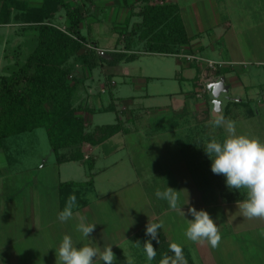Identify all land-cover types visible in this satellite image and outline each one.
<instances>
[{"label":"rangeland","instance_id":"374dc122","mask_svg":"<svg viewBox=\"0 0 264 264\" xmlns=\"http://www.w3.org/2000/svg\"><path fill=\"white\" fill-rule=\"evenodd\" d=\"M23 1L27 6L31 5L35 8L44 2V0ZM69 1L71 6L79 5L74 4V0ZM116 1L118 2L116 5L106 7L105 11L101 10L98 22L92 24L88 32L84 28L80 29L81 34L90 40L95 38L97 44L103 46L109 44V40H111V43L117 41L116 49L125 45L128 39H131V35H134L132 39L138 37L141 31L140 28L134 27L135 31L133 32L132 26L129 30V27H125L126 23L121 21L115 23L116 31L111 34L113 29L111 26L114 24L113 16L119 12L120 5H124V0ZM177 2L179 7L186 9L190 30L192 27L191 31L194 32L198 27H206L203 29V36H200V32L195 34L197 41L200 42V44H193L194 50L200 48V51H195V54L216 61H224L225 65L219 67L221 73L218 76H225L226 78L229 76L238 77L236 85L231 83L229 90L221 93L218 97L221 101V111L215 112L212 104L213 97L207 86L206 88L200 87L197 90L195 99H186V104L190 101L191 106H187L185 111L187 112L189 111L188 109L196 106L198 110L208 115L210 114L214 118L226 112L225 118L235 122V133L237 135L243 134L255 137L261 143H264V0H177ZM140 7V4H138L137 9L140 10ZM102 9L104 8L102 7ZM11 10L8 22L0 23V76L7 72L15 57L22 62L32 44V37L19 31L23 22L14 19V14L17 11H13V8ZM179 14L182 16L183 13L180 12ZM3 18V14L0 13V22L4 20ZM92 19L96 18L92 17ZM54 20L53 17L51 21L53 22ZM222 32L223 34L219 35ZM200 37H203L204 40H201ZM175 47L180 53L182 50L185 53L192 52L189 47L187 49L185 44H177ZM97 50L104 53V50L99 48ZM142 50H144V47ZM137 52L138 55L133 61L121 62L118 66L119 69L130 72L127 79H123V76L115 75L113 78L114 84L108 86L105 83L107 92L100 94V98L97 100L100 104L110 101V93L130 96L136 91V89L131 88V81H134L133 78L145 79L149 74L160 73L162 69L164 70L161 74H165L166 77L159 80L148 78L149 92L158 90L161 85L166 89H170L171 92L193 88L195 77H190L191 74L194 75L195 72V75L200 77L203 63L200 65L191 63L173 55ZM173 67L175 69L182 67V75L179 76L181 79H178L174 72L170 73L171 71L165 70ZM84 72V75H87L90 79L93 78L91 86L92 88H98L99 92L101 81L98 80L102 76L100 68L86 69ZM72 73L75 77H78V71L74 69ZM69 80H72L71 77H69ZM215 81H221V78L217 77ZM233 97L237 98V100L230 99ZM76 100L77 96L74 94L73 102L75 103ZM126 101L128 102V100ZM137 102L141 105L139 107H148L150 108L149 110L153 111L151 115L142 116L141 123H138L137 118H132L129 123L131 128L141 127L144 121L148 122V127L157 126L160 117L157 116L158 108L156 107L159 104H165L163 109L167 110V116L164 117L163 121L165 126L172 127L175 124H185L182 121L185 118L184 116H182L181 121H178L177 117L170 114L172 101L169 98L162 97L160 93L152 95L150 99H141ZM248 110H251L254 115L248 117L246 114ZM192 111L195 120L199 124L198 119L200 117L194 112L197 110L194 109ZM114 116L115 112L111 111L96 112L91 122L109 123L115 121ZM138 125L140 126L138 127ZM146 125L144 124L143 126ZM148 127L144 128L147 129ZM10 128L15 129L13 124L8 127V130ZM216 128L214 127V129ZM215 131L218 135V140H221L222 136L228 135L223 127H219ZM220 135L222 136L220 137ZM134 138L133 136L132 145L128 147L126 155L130 161L140 165L136 158L141 155L140 147H138L139 138L135 139V141ZM130 140H132V136L129 138V142ZM137 142L138 144L136 145ZM121 153L125 154V152ZM127 156L124 157L126 158L124 160L125 164L121 167V175L116 183L121 182L130 173L127 166L129 165ZM117 169H119V166ZM85 171L86 164L82 162H66L62 165L56 163L55 152L43 126L11 134L4 139L0 146V259L4 261V264H11L6 258L7 250L6 253L2 250L4 244L11 241L13 242L11 249L13 247V252L16 254L15 264H49L50 262L56 264L57 259L48 260L45 253L47 251L56 252L55 249L58 248L64 235H69L77 247L89 244V240L78 231L77 224L71 222L68 224L60 223V225L55 220L57 216L55 186L59 175L62 180H75L74 183L77 185L80 178L82 176L83 178L85 177ZM91 172H94V170H91ZM195 177V183L198 186L202 184L208 186L207 180L203 179V174L197 173ZM243 191L244 198H247L246 190L243 189ZM118 193L120 192L118 191ZM207 198L209 199L210 196H207ZM132 200L136 202L134 196L130 194L119 196L117 199V210L120 209L121 211V207H123L127 217L128 215H139L141 205L132 202ZM128 202L134 203L132 204L133 206ZM120 213L123 214L122 211L117 214L120 215ZM211 213L209 215L217 223L221 234L219 246L212 248L211 251L209 250V253L213 252L217 256V264H264V219L243 218L239 207L232 204L226 208L214 205L211 208ZM110 218L112 225L114 222L117 225V228L113 229V237H125L128 229L123 228V222H120L122 220L116 215H110ZM105 222L111 225L107 220ZM47 223L51 224V229L46 226ZM187 224L189 225L187 220L179 223L175 230L176 234L183 237ZM67 227L69 228L68 231H64V228ZM73 231L75 232V237H73ZM238 237L240 239L243 238L245 241L247 239H254V241L248 244L247 250L245 249L246 247L243 249ZM91 238L94 239V235H91ZM182 239L183 242L191 244L189 239ZM131 240H133V243H131ZM135 240V237L132 239L127 237V240L117 247L116 252H114L116 257L114 264H152V261L147 259L145 252ZM189 248L194 250L192 245ZM246 251L250 254L248 259L245 255L246 253L244 254ZM163 253L158 251L156 256L160 257V254L163 256ZM191 254L195 258L196 264H205L204 261H196L197 257H195L194 251H191ZM94 264H103V261L95 260Z\"/></svg>","mask_w":264,"mask_h":264},{"label":"crops","instance_id":"0c3cea01","mask_svg":"<svg viewBox=\"0 0 264 264\" xmlns=\"http://www.w3.org/2000/svg\"><path fill=\"white\" fill-rule=\"evenodd\" d=\"M163 2L178 3L177 0H164ZM116 3H118L116 0H74V4L85 5V8H87L84 18L79 24V28H84L88 32L89 27H91L92 24H96L98 22L99 13H101V10L105 11L106 7L114 6ZM126 3L130 5L128 6ZM138 4L140 3L137 0H124V5H120L119 12L113 16L114 24L111 26L113 27L111 34L116 31L115 23L118 21L126 23L125 27H129V30L134 23L141 21V16L137 14L139 11L137 9ZM177 6L179 13H183L182 16H180L182 18L186 36L190 37L188 43L185 44L187 49L189 47L192 50L190 53L200 51V48L194 50L193 47V44L195 43L200 44V42L197 41L195 34L200 32V36H203V29L206 27H198V29H196L194 32L191 31L192 27L190 30V22L188 20L186 9L179 7L178 4ZM102 7L104 9H102ZM14 10L16 11V9H13V11ZM92 17L96 18L97 20H93ZM54 19L55 20L53 22L57 26L66 25L65 14L62 9H59L54 14ZM127 20L128 22H126ZM222 34L223 32L219 35ZM200 39L204 40L203 37H200ZM93 41L96 42L97 40L94 38ZM131 41L132 44L130 49L133 51H143L142 48L144 47L145 49L146 47L144 39L136 37ZM116 42L117 41L111 43V40H109V44L105 46L98 45V48L104 51L112 50L115 44L118 45ZM181 52H183V50ZM144 53L155 55H173L177 58L176 54L180 52L177 51V53L174 54L158 52ZM121 62L113 65L102 63L94 67H99L100 74L102 75L101 79L98 80L101 81V84H99V92L98 88H92L91 86L93 83V78L90 79L87 75H84L82 68L78 64L75 65V70L79 72V78L77 77L79 81L76 85L75 91L77 100L74 104L81 107L78 115L84 117V132L92 133L95 135V137H98L100 136L99 133L101 132L99 129L101 128L110 125H117L118 129L110 136L105 137L101 141H97L95 144L83 142L80 145V149L83 154V160L58 162L55 155L56 163L59 165H62L66 162H82L84 164L83 161L90 158L93 161L91 170H94V172H91V170H88L86 167L85 177L83 178L82 176L77 185L68 186L63 189L60 188V184L63 182H68V180H62L59 175L55 186L57 197V216L55 218L57 221L56 223H62L57 218L58 214L64 209L69 196L71 194H75L77 205L72 209V218L64 223L68 224L74 222V224L78 225L81 222L80 218L84 217L85 223L96 224L95 231L91 234L94 235V239L89 237L87 240H89V244L91 246L97 247L100 251H103L105 246H112V251L116 252L117 247L121 245L123 241H126L127 237L131 239L135 237V242L142 248L143 252H145L144 242L146 240H148L153 245V247L156 249V252L159 251L161 253L167 249H170L169 245L171 243H177L183 249V255L187 261V264H196L194 260L195 258L191 254V251H194V255L197 257L196 261H204L205 264H217L218 258H216L217 256L214 255L213 252L209 253V250L211 251L212 247L207 242L196 243L191 241V244H189L188 242H183L182 238H187L185 233L182 237L176 234L177 232H175L179 223L185 222L186 220L189 223L188 220L193 219V217L188 214L187 211L189 206L194 207L197 210L203 209L212 214L211 208H213L214 205L224 208L230 206L231 204L238 206L241 201L246 199L244 198L245 196L243 189H240V191L229 189L226 186L225 177L222 175H213L211 171V160L203 148L205 147V144L211 139L215 138L218 140V135L215 130L219 128L214 129V127H212L213 125H211V121L214 117H211L210 114L208 115L207 113H203L202 111L198 110L196 106L195 108L188 109L189 111L187 112L185 111L187 106H191L190 101L188 104H186V99H195L197 96V92L194 93L195 90H193L194 88L196 89L194 81L195 78L193 80V88L191 87L185 90L181 89L178 92H171L170 89H166L163 85H161L159 86L158 90L156 89L153 90V92H149L148 78H151L152 80H159L160 78L162 79L166 77L165 74H161L164 69H162L160 73L149 74V76H147V78L145 77V79L133 78L134 81H131V88L134 90L136 89V91L130 96L110 93V101H105L104 103L100 104V102L97 101L100 98V94L107 92V89H105V83H107L108 86L114 84L113 78L115 75L123 76V79H127L130 75L128 70H122L118 68ZM201 69H203V67ZM165 70L171 71L170 73L174 72V74L178 76V79H181L179 76L182 75V67L179 69H175L174 67L171 69L166 68ZM72 75L74 74L72 73ZM190 77H195V72L194 75L191 74ZM219 77L223 82V86L220 88L217 95L213 93L212 89L208 90L213 97L212 104L214 106L215 112L221 111V101L218 99V97L221 95V93L227 92L229 90L231 83L236 85L238 78H236V76H229L228 78L225 76ZM156 92L160 93L162 97L169 98L172 101V109L170 110V114L177 117L179 119H177L178 121H181L182 116H184L185 118L182 121L185 122V124H175L172 127L165 126L163 121L164 117L167 116V110L163 109L165 104H159L156 107L158 108L157 116L160 117L157 126L148 127V122L144 121V124H147L146 126H143V124L141 127L138 125L139 128H131L129 123L131 122L132 118H137L138 123H141L140 120L142 119V116L147 114L151 115L153 111L149 110L150 108L148 107H139L140 104H138L137 101L141 99H150L152 98V95L157 94ZM230 99L237 100L235 97ZM126 100H128V102ZM214 101L219 103L218 108L215 107ZM194 109L197 110L194 111L196 112V115L200 117V119H198L200 122L199 124L193 115L194 113L192 110ZM100 111L115 112V121H111L109 123H92L91 121L93 116L96 112ZM246 114L248 117L254 115L251 110H248ZM222 115L226 117L227 113L225 112ZM144 127H148L149 130H147L148 128L146 129ZM131 136L132 140L129 142V138ZM133 136L135 137L134 141L135 139L139 138V144L137 142L136 145H139L138 147H140L141 155L137 156L136 158L138 162H140V165L130 161L126 155L128 147L132 145L131 141H133ZM221 136L222 135H220V137ZM225 137L226 135H224V137L222 136V139L218 141L222 142ZM168 148L169 150H167ZM72 150L73 149L71 147H65L61 148L58 153L65 154L67 156ZM121 152H125V154ZM126 156L129 163L127 166L129 167L128 169L130 173H128L126 178H124L121 182L116 183L121 175V167L125 164L124 160L126 158L124 157ZM118 166L119 169H117ZM90 173H92V184H81L90 178ZM197 173L203 174V179L207 180L208 186L210 187L205 186L204 184L198 186V184L195 183V175ZM166 187H170L178 191L179 203L182 205L181 207L185 212V217L179 215L176 211H173L169 207V204L166 200L158 199L155 196L157 189L163 191ZM118 191L120 193H118ZM127 194L134 196V199H136V202L133 200L132 202L141 205L139 215H128L127 217L123 207H121L123 214L120 213V215H118L121 211L119 208V210H117V199L119 196ZM207 196H210V198L208 199ZM132 202L128 203L132 205L134 204ZM110 215H116L122 220L120 222H123V228L128 229V233H126L125 237H113V229L117 228V225L115 222L113 223L114 226L112 225L110 222ZM210 217L212 216L210 215ZM106 220L111 223V225L107 224V222H105ZM159 221H163L164 226L158 230L157 241L147 236L145 229L148 222L153 223ZM50 225L48 223L46 224V226L49 228ZM186 227H188V224ZM68 229V227L64 228V231H68ZM72 234L73 237H75L74 231ZM238 239V241L241 242L243 249L246 247L245 249L247 250L248 244L251 241H254V239H247V241H245L243 238L240 239L239 237ZM12 243L13 242L11 241L4 244L2 250H4L5 253L7 250L6 258L8 262L15 264L16 254L13 252L14 248L12 247L11 249ZM131 243H133V240H131ZM191 245L193 246L194 250L189 248ZM45 254L48 260L57 259L56 252L54 251H47ZM244 254L248 259L250 254L247 251L244 252ZM160 257L163 256L160 254ZM160 257L156 256L155 259L152 260V264H160L162 259ZM95 260H100L99 253ZM0 264H4L2 259H0ZM49 264H53V262H50Z\"/></svg>","mask_w":264,"mask_h":264},{"label":"trees","instance_id":"16d2710c","mask_svg":"<svg viewBox=\"0 0 264 264\" xmlns=\"http://www.w3.org/2000/svg\"><path fill=\"white\" fill-rule=\"evenodd\" d=\"M137 1L141 6L137 12L141 21L133 24L132 31H135L134 27L141 30L138 38L144 39L146 44L142 53L174 54L178 51L175 45L188 43L190 37L186 36L176 3L150 4V0ZM12 8L17 11L14 19L23 22L19 31L24 35L29 34L32 44L24 60L20 62L15 57L7 72L0 76V146L11 134L43 126L58 162L83 160L80 149L83 142L95 144L116 132L118 126L99 129L101 133L98 137L84 132V117L78 115L81 107L73 102L79 79L72 72L76 64L84 71L102 63L113 65L134 60L138 55L137 51L130 49L134 35L122 47L116 49L115 44L112 50L101 53L95 41L80 33L79 24L87 10L85 5L71 6L69 0H44L35 8L27 6L23 0H1L0 13L4 20L0 23L8 22ZM59 9L64 11L66 17L64 30L51 21ZM219 73L217 69L215 74ZM70 76L72 80H69ZM198 78L195 75L194 93L200 88ZM12 124L15 129L8 130ZM65 147L73 149L67 156L58 153ZM83 162L88 170L92 169V159ZM81 184L91 185L92 173ZM73 185L75 183L71 181L63 182L60 188ZM165 254L169 257L174 255L170 249L165 250L163 256Z\"/></svg>","mask_w":264,"mask_h":264},{"label":"clouds","instance_id":"9594fccd","mask_svg":"<svg viewBox=\"0 0 264 264\" xmlns=\"http://www.w3.org/2000/svg\"><path fill=\"white\" fill-rule=\"evenodd\" d=\"M211 124L217 128L223 127L228 133L222 142L213 138L203 148L211 160L212 173L224 176L226 186L229 189L246 190L247 198L238 205L243 218L264 219V143L255 137L237 135L235 122L226 119L223 115H217ZM155 196L158 199L166 200L173 211L185 217V212L179 203L178 191L166 187L163 191L157 189ZM76 205V196L71 194L64 209L59 212L58 220L64 223L71 219L72 209ZM187 211L193 217L192 220H188L189 225L185 231L187 239L196 243L207 242L212 248L218 247L221 242V234L217 223L210 217L209 213L191 206L188 207ZM80 220L81 222L77 226L78 231L85 238L91 237L96 224L85 223L84 217H81ZM163 226V221L148 222L145 233L151 239L157 240L158 230ZM144 245L147 259L152 261L155 259L156 249L148 240L144 242ZM169 248L174 255L169 257L165 254L160 264H187L180 245L171 243ZM55 251L56 264L57 261L58 264H94L98 253L103 264H114L116 259L112 246H105L103 251L90 244L77 247L69 235L63 236Z\"/></svg>","mask_w":264,"mask_h":264},{"label":"built area","instance_id":"2783aa9c","mask_svg":"<svg viewBox=\"0 0 264 264\" xmlns=\"http://www.w3.org/2000/svg\"><path fill=\"white\" fill-rule=\"evenodd\" d=\"M150 4H162L163 0H150L149 1ZM60 29L64 30L65 27H61L58 26ZM176 56L179 59H183L185 61L188 62H193L196 64H201L203 63V69L201 70L200 73V77L197 80V84L200 87H205L207 86V84L211 81H215V79H217V77H219L218 75L215 74V71L217 69H219V67L225 65L224 61H216L210 58H204L200 55H197L195 53H185V52H181L176 54ZM227 64V62H226ZM204 91V89H203Z\"/></svg>","mask_w":264,"mask_h":264},{"label":"water","instance_id":"95a60500","mask_svg":"<svg viewBox=\"0 0 264 264\" xmlns=\"http://www.w3.org/2000/svg\"><path fill=\"white\" fill-rule=\"evenodd\" d=\"M222 86H223L222 81H211L207 84V88L212 89L215 95H217L218 91L220 90V88H222ZM214 102H215V107L218 108L219 103L217 101H214Z\"/></svg>","mask_w":264,"mask_h":264}]
</instances>
